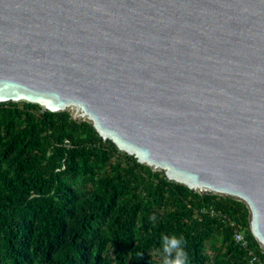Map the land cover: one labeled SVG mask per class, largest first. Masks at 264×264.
Listing matches in <instances>:
<instances>
[{
  "label": "water",
  "instance_id": "water-1",
  "mask_svg": "<svg viewBox=\"0 0 264 264\" xmlns=\"http://www.w3.org/2000/svg\"><path fill=\"white\" fill-rule=\"evenodd\" d=\"M69 112L168 181L244 203L264 249V0H0V104Z\"/></svg>",
  "mask_w": 264,
  "mask_h": 264
},
{
  "label": "trees",
  "instance_id": "trees-1",
  "mask_svg": "<svg viewBox=\"0 0 264 264\" xmlns=\"http://www.w3.org/2000/svg\"><path fill=\"white\" fill-rule=\"evenodd\" d=\"M249 216L240 201L168 181L69 112L0 104V264H164L163 235L182 238L188 264H250L261 247Z\"/></svg>",
  "mask_w": 264,
  "mask_h": 264
},
{
  "label": "clouds",
  "instance_id": "clouds-1",
  "mask_svg": "<svg viewBox=\"0 0 264 264\" xmlns=\"http://www.w3.org/2000/svg\"><path fill=\"white\" fill-rule=\"evenodd\" d=\"M182 243V238L176 236L163 235L161 237L160 247L164 254V264H188L187 253Z\"/></svg>",
  "mask_w": 264,
  "mask_h": 264
},
{
  "label": "built area",
  "instance_id": "built-area-1",
  "mask_svg": "<svg viewBox=\"0 0 264 264\" xmlns=\"http://www.w3.org/2000/svg\"><path fill=\"white\" fill-rule=\"evenodd\" d=\"M236 240L245 249H249V241L242 232L236 234ZM250 264H264V249L261 248L259 252L250 251Z\"/></svg>",
  "mask_w": 264,
  "mask_h": 264
}]
</instances>
